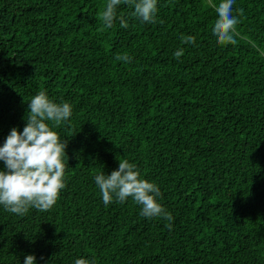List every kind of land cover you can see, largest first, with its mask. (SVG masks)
<instances>
[{"label": "trees", "instance_id": "trees-1", "mask_svg": "<svg viewBox=\"0 0 264 264\" xmlns=\"http://www.w3.org/2000/svg\"><path fill=\"white\" fill-rule=\"evenodd\" d=\"M220 2L157 0L154 23L121 3L104 28L108 0H0V146L40 91L72 106L65 187L48 211L0 205V264H264V0H235L224 46ZM125 159L171 221L105 206L94 177Z\"/></svg>", "mask_w": 264, "mask_h": 264}, {"label": "clouds", "instance_id": "clouds-1", "mask_svg": "<svg viewBox=\"0 0 264 264\" xmlns=\"http://www.w3.org/2000/svg\"><path fill=\"white\" fill-rule=\"evenodd\" d=\"M235 0H221L215 7L217 18L212 34L219 45H235L236 26L240 22L233 14ZM134 7L132 15L143 22L156 21L157 0H108L101 13L104 28H111L117 18V7L121 4ZM242 17L243 9L237 10ZM120 26L128 27L123 17ZM194 36H181V43L193 44ZM183 53L180 49L174 53L179 59ZM125 63L131 61L127 55L117 56ZM72 115V106L67 102L56 103L48 98L44 91L36 94L28 103L26 124L22 131L13 127L0 146V160L4 169L0 170V205L13 214L24 216L30 208L39 211L50 210L57 202L61 189L65 187V154L67 141H61L57 132L52 130L63 124ZM51 122V127L49 123ZM100 189L105 206L115 199L124 203L131 198L141 206V215L148 218H164L171 221L173 217L158 202L161 196L159 187L140 177L136 166L128 160H119L118 168L110 174L101 172L94 177ZM166 227L171 228V224ZM23 264H35V256L28 254ZM75 264H89L79 258Z\"/></svg>", "mask_w": 264, "mask_h": 264}]
</instances>
